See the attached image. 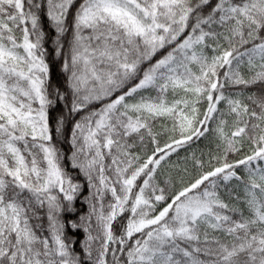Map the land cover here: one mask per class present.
Masks as SVG:
<instances>
[{
  "label": "snow or ice",
  "instance_id": "snow-or-ice-1",
  "mask_svg": "<svg viewBox=\"0 0 264 264\" xmlns=\"http://www.w3.org/2000/svg\"><path fill=\"white\" fill-rule=\"evenodd\" d=\"M0 264H264V0H0Z\"/></svg>",
  "mask_w": 264,
  "mask_h": 264
},
{
  "label": "trees",
  "instance_id": "trees-1",
  "mask_svg": "<svg viewBox=\"0 0 264 264\" xmlns=\"http://www.w3.org/2000/svg\"><path fill=\"white\" fill-rule=\"evenodd\" d=\"M45 26H47L46 23H45ZM59 77H60V73H59V67L57 65V66L53 67V79H54V81L59 79ZM201 146H203V145H201Z\"/></svg>",
  "mask_w": 264,
  "mask_h": 264
}]
</instances>
